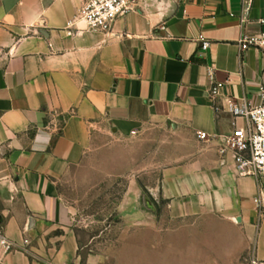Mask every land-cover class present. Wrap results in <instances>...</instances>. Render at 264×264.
<instances>
[{
	"label": "crops",
	"instance_id": "1",
	"mask_svg": "<svg viewBox=\"0 0 264 264\" xmlns=\"http://www.w3.org/2000/svg\"><path fill=\"white\" fill-rule=\"evenodd\" d=\"M87 1L0 0V232L17 248L5 263L92 264L56 185L101 137L159 125L174 135V158L158 188L136 196L166 204L164 245L264 264V177L241 175L216 140L198 137L245 127L227 101L260 104L264 52L240 53L238 42L264 34V0H137L109 33L78 19Z\"/></svg>",
	"mask_w": 264,
	"mask_h": 264
},
{
	"label": "rangeland",
	"instance_id": "2",
	"mask_svg": "<svg viewBox=\"0 0 264 264\" xmlns=\"http://www.w3.org/2000/svg\"><path fill=\"white\" fill-rule=\"evenodd\" d=\"M101 138L56 185L83 259L92 264H253L246 256L228 262L222 254L208 261L206 248L195 246L178 248L176 254L161 241L159 215L166 204L147 199L141 204L136 194L157 189L161 171L173 161L170 131L153 125L128 138ZM142 207L157 213V223L143 221Z\"/></svg>",
	"mask_w": 264,
	"mask_h": 264
},
{
	"label": "built area",
	"instance_id": "3",
	"mask_svg": "<svg viewBox=\"0 0 264 264\" xmlns=\"http://www.w3.org/2000/svg\"><path fill=\"white\" fill-rule=\"evenodd\" d=\"M137 0H88L80 8L78 19L86 29L91 32L109 33L114 23L133 12ZM262 23V21H261ZM241 27L244 20L241 19ZM201 48L206 50L209 46L199 37ZM240 53L248 49H256L264 52V34L259 36L248 35L242 32L238 42ZM209 97L216 100L220 95L221 85L213 79V68L209 70ZM260 104L252 106L245 100L239 104L233 100L226 102L224 109L234 119H243L244 128H234L227 136L210 137L205 133L198 134L201 141L218 142V155L221 160L231 158L237 170L243 176L264 177V86L259 92ZM215 110L220 111L218 105ZM260 207V200H255ZM17 251L16 245L0 232V264H6L5 258ZM253 264H256L254 261Z\"/></svg>",
	"mask_w": 264,
	"mask_h": 264
}]
</instances>
